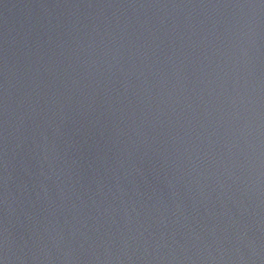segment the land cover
Here are the masks:
<instances>
[{
	"label": "water",
	"instance_id": "water-1",
	"mask_svg": "<svg viewBox=\"0 0 264 264\" xmlns=\"http://www.w3.org/2000/svg\"><path fill=\"white\" fill-rule=\"evenodd\" d=\"M0 264H264V0H0Z\"/></svg>",
	"mask_w": 264,
	"mask_h": 264
}]
</instances>
